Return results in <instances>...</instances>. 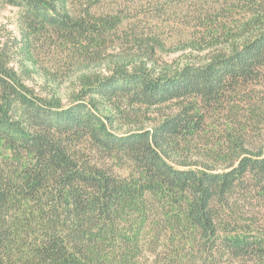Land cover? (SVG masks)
Masks as SVG:
<instances>
[{
    "label": "trees",
    "instance_id": "trees-1",
    "mask_svg": "<svg viewBox=\"0 0 264 264\" xmlns=\"http://www.w3.org/2000/svg\"><path fill=\"white\" fill-rule=\"evenodd\" d=\"M102 1L0 0L19 12L0 29V264H264V0L197 1L198 56L119 58L61 105L23 59L107 62L123 18Z\"/></svg>",
    "mask_w": 264,
    "mask_h": 264
},
{
    "label": "rangeland",
    "instance_id": "rangeland-1",
    "mask_svg": "<svg viewBox=\"0 0 264 264\" xmlns=\"http://www.w3.org/2000/svg\"><path fill=\"white\" fill-rule=\"evenodd\" d=\"M197 1L199 0H103L95 9L97 14L108 13L123 18L121 30L111 37L112 39L105 47L107 53L104 56L107 62L98 67L87 68L90 65L86 66L80 61V63L75 62V65L66 67L71 62V58L67 55L69 48H64L67 50L66 53L58 48L37 50V54L29 51L23 62L28 72H31L33 80L27 83L37 91H49L51 97L58 100L61 105L68 106L84 89L83 82L86 77L109 74L115 66L114 60L117 62L119 58H126V56L132 58L133 60L126 58L127 61L130 60L125 63L128 66L130 64L144 65L159 71L166 67L180 66L193 59V56H198V52L188 45L189 36L195 35L200 29L195 23L196 13H198L195 7ZM204 1L216 4L215 7L220 2L217 0ZM236 1L222 0V3L236 5ZM18 18L19 12L16 8L0 3V29L3 28L6 32L18 35ZM140 39H145L152 48L154 47L150 53L154 56L152 58L157 60L154 64L147 58L149 54L146 53L145 48L138 45L137 42ZM257 88V93L264 92V85ZM96 100H98L96 106L100 114L103 116L114 114L106 102ZM212 122L217 132L224 129L225 123L222 120L215 119V122ZM115 126V131L118 133H126L135 128L121 123ZM210 131L211 129L208 133L209 137L211 136ZM262 136L264 137V131Z\"/></svg>",
    "mask_w": 264,
    "mask_h": 264
}]
</instances>
